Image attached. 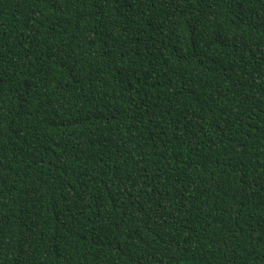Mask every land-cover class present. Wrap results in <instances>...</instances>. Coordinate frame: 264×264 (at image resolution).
Listing matches in <instances>:
<instances>
[{"label":"trees","instance_id":"trees-1","mask_svg":"<svg viewBox=\"0 0 264 264\" xmlns=\"http://www.w3.org/2000/svg\"><path fill=\"white\" fill-rule=\"evenodd\" d=\"M0 264H264V0H0Z\"/></svg>","mask_w":264,"mask_h":264}]
</instances>
